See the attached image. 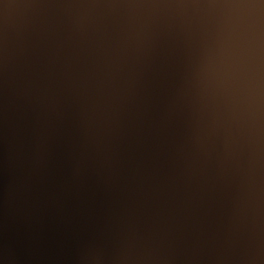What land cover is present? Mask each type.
Returning <instances> with one entry per match:
<instances>
[{"label": "clouds", "instance_id": "9594fccd", "mask_svg": "<svg viewBox=\"0 0 264 264\" xmlns=\"http://www.w3.org/2000/svg\"><path fill=\"white\" fill-rule=\"evenodd\" d=\"M0 264H264V0H0Z\"/></svg>", "mask_w": 264, "mask_h": 264}]
</instances>
